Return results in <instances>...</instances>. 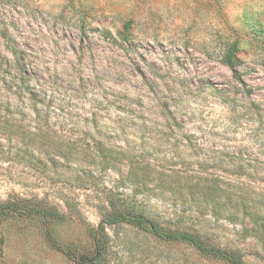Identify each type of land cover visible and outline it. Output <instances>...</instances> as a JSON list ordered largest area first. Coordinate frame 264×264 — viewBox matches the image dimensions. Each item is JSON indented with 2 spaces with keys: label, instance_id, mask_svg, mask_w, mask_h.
I'll return each instance as SVG.
<instances>
[{
  "label": "rangeland",
  "instance_id": "obj_1",
  "mask_svg": "<svg viewBox=\"0 0 264 264\" xmlns=\"http://www.w3.org/2000/svg\"><path fill=\"white\" fill-rule=\"evenodd\" d=\"M16 198L57 208L77 251L132 204L264 264V0H0V203ZM108 230L106 264H228ZM0 264L75 263L42 218L10 216Z\"/></svg>",
  "mask_w": 264,
  "mask_h": 264
},
{
  "label": "trees",
  "instance_id": "obj_2",
  "mask_svg": "<svg viewBox=\"0 0 264 264\" xmlns=\"http://www.w3.org/2000/svg\"><path fill=\"white\" fill-rule=\"evenodd\" d=\"M236 49L235 44L231 45L224 59H222L234 72L237 71L242 62L241 59L235 57ZM10 216H37L42 218L46 227V239L49 244L63 252L75 264H106L113 238L108 228L124 225L136 233L142 234L143 237L151 236L166 242L187 243L209 258L222 259L228 264H245L241 249H224L211 246L197 233L166 227L132 204L126 205L124 208L112 205L111 209L103 214L98 227L93 228L91 231V237L94 241V249L91 253L77 251L72 246L63 245L56 240L51 228V222L62 217V214L53 206L40 205L38 202L28 198H16L6 203H0V217Z\"/></svg>",
  "mask_w": 264,
  "mask_h": 264
}]
</instances>
